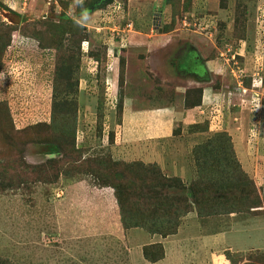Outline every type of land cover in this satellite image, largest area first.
<instances>
[{"label":"rangeland","instance_id":"1","mask_svg":"<svg viewBox=\"0 0 264 264\" xmlns=\"http://www.w3.org/2000/svg\"><path fill=\"white\" fill-rule=\"evenodd\" d=\"M95 1L24 7L0 0V264H131L139 252L126 231L176 234L140 227L158 203L171 207L164 214L172 227L195 220L203 231L217 229L220 221L202 200L213 203L214 192L228 186L220 166L238 161L230 159L229 113L245 109L253 125L245 130L264 134V0H103V9ZM162 34L172 41L165 48L156 43ZM213 59L221 75L205 72ZM197 69L210 82L198 81ZM235 79L250 90L242 87L228 108L211 100L199 113L209 123L194 122L203 89L233 92ZM140 110L165 122L149 128ZM209 124L221 132L206 135ZM259 135L248 136L251 145ZM260 154L264 168V144ZM178 157L192 178L159 183ZM252 178L260 191L249 203L260 206L264 179ZM178 180L180 189L173 187ZM142 252V264L165 255L151 238ZM203 254L205 264H264L263 250Z\"/></svg>","mask_w":264,"mask_h":264},{"label":"crops","instance_id":"2","mask_svg":"<svg viewBox=\"0 0 264 264\" xmlns=\"http://www.w3.org/2000/svg\"><path fill=\"white\" fill-rule=\"evenodd\" d=\"M169 35L168 34L160 35V37L156 39V43H160V45H162L164 48L167 47L168 44L172 42L171 37H169ZM142 40L143 39L139 36L131 37V41L133 43H136L137 47H140V45L143 44L144 41ZM192 44L194 48L198 47L197 46L198 44H194V43ZM194 58H198V56H195ZM215 61H216L215 59L209 60V61L207 60L204 63V66L206 68L205 72L209 70L208 73L211 74L210 72H212L213 74L211 75L213 76H216V74L221 75V73L223 72L222 70L223 66L220 67L218 65V62L217 61L215 62ZM211 67H213V69ZM196 71H202V73L200 74L202 75L200 78L201 80H198V81H201L203 83H205L206 81L210 82V79L207 78L210 76L207 74L205 75V72L202 69L200 70L197 69ZM214 71L217 73L215 74ZM237 74L238 72L234 73V75H237ZM209 85L210 84H208L207 88L206 89L204 88L202 91V94H201L202 103L200 104L198 110H196L197 108L195 109V114L197 118L193 119L195 120L194 122L198 123L199 121H204L206 122V124L209 123L208 120L210 119L206 117L207 115L204 113L205 114V117H204L202 115H199V113H201L200 112L201 109L204 110L205 107L211 103V100H214L215 98L217 99L220 98L222 102V106L225 105L228 108L229 100L231 102H233L234 100L238 101L239 99L238 97H240L239 91L243 89L242 87L247 88L244 86L243 83H240L239 80H236L235 87L232 88L234 89L233 92L232 90H230V92L227 91L221 94V91L216 92L212 88H210ZM230 93H231V97H229ZM254 93L256 96H258L256 92ZM116 100L118 101V99ZM234 106L236 108L238 105L234 103ZM130 109H131V106L129 107L125 106V110H123L125 113L123 114L125 119L131 120L130 118H128L129 114L132 115L133 113ZM244 110L245 109H242L241 111L239 110L236 113H233V111L229 113L230 115H229V120L227 121V124H226V131L229 132V134L231 135V138L234 140V146H235L234 154L237 157L242 170L246 174L251 176L252 180H254V178L256 179L255 175H254V178H252V176L253 174L257 173L258 182H260V181H263L264 179V168L262 165L259 166L260 164L259 155H261L260 153H262L263 155L264 134L260 133V130H258V133L256 134L255 131H257V129L245 130L244 124H246L247 122L250 123L249 126H253V125L251 124L250 113L246 114L248 118L247 121H245L244 118L242 117V113L244 112ZM142 111L143 110H140V112L142 113L141 114L142 120L146 123V125L149 128H150L149 124L153 126V129H157L161 127L163 123L165 122V119H164L165 116L159 117L158 115H155V113L150 112L148 110L144 113ZM135 118H139V117H135ZM136 121L138 122V119ZM256 126L259 127L258 125ZM165 127L167 128V131H168L167 136L174 138L175 129H173L172 126H168V125H166ZM149 128L147 127L144 128L147 133L151 131V129ZM220 132L221 130L219 129L214 130V128L211 127V125L209 124L208 130L205 134L206 135L209 134V136H212L215 133H220ZM250 134H252V136L254 135V138H256L257 135H259L260 140L257 142V145L250 144L249 139H248V136ZM148 135L151 137V135L153 134L148 133ZM254 149L256 150L254 151ZM181 161L183 160L180 159V157L175 158L173 160L174 163L170 164V171L167 170L165 173L162 172L163 175L171 179L179 178L180 180L182 179L184 182H186L187 180H190L192 176H189L187 174V172L189 171L188 164L183 161L182 167L181 168L177 167V165ZM217 174L221 176V172H218ZM263 184H264V181L262 185ZM249 209H250L249 212L218 214L216 216H212L211 218H215L217 222L218 221L220 222L218 223V226L215 225L216 228L218 227L217 229H209L208 231L207 230L203 231V229L200 228L199 223H197V221L195 220L194 221L192 220V222L191 221L188 222L190 224H186V228L183 222L181 226L178 228V230L175 232L176 233L175 235L168 236L165 239H163L161 236H158V235L153 236V238L150 235L149 237H147L145 235L146 232H144L141 228L130 229L126 231V233H128V242H132L134 246L131 245L130 247H134L133 248L134 251L139 252V258L137 259V261L136 260L132 261L131 264L144 263L145 259H144L142 251H143L144 246L146 245V239L149 240L150 238L158 240L159 243H162L164 245V250H165L164 258H162V260L160 261L158 260L157 262L153 264H182L186 262L187 260L189 264L191 260H192L191 264H202L204 260L200 256L201 253H204L203 255H206V254L208 255L209 253L212 254V251L214 250H218V251L231 250V251H236L239 253H243L249 250H263L264 251V202H262V205L260 206L258 205V207L256 205H251ZM256 210L259 212L256 213ZM197 227L200 228L201 232L194 233ZM133 234H134V237L131 239L130 235H133ZM141 241H142L141 245L137 246V242H141ZM212 247H213V250L210 251ZM189 251H190V256H186V253L188 254ZM206 257L207 256H204V259Z\"/></svg>","mask_w":264,"mask_h":264},{"label":"trees","instance_id":"3","mask_svg":"<svg viewBox=\"0 0 264 264\" xmlns=\"http://www.w3.org/2000/svg\"><path fill=\"white\" fill-rule=\"evenodd\" d=\"M103 0H96L95 3L93 4L94 7H97V9L101 8L102 6L106 5L104 4ZM108 3L107 5H109ZM91 8V7H90ZM103 9V8H101ZM15 119V118H14ZM23 120V119H22ZM16 126V122H15ZM14 126V127H15ZM235 154L231 153L230 154V159L234 158ZM227 158L222 157V160L225 161ZM221 170V179L226 180L228 186H225V188H222L220 191H216L215 194V199H211L213 203H210V198L208 196H205L202 201L207 203L206 207H208L214 215L218 214H230V213H237V212H249L250 211V206L256 205L257 203L249 201L255 200L257 196V185L254 180H252L249 176L245 177L246 173L242 170L240 163L236 160L233 161H226L225 166H220ZM177 179H169L166 177H161L160 175L158 176L159 183H165L169 181L168 183H171ZM181 181L178 180V183L174 184L173 187L175 188H182ZM242 186L245 188H242ZM223 187V186H222ZM191 196L192 192L189 193ZM215 204V205H214ZM258 207V204L256 205ZM123 207V206H122ZM170 207V206H169ZM131 208H134L133 206ZM171 208V207H170ZM170 208H165L162 206L156 205L153 209L152 212H148L146 214V221L142 224H140V227L146 226L147 228H151V226H154L155 232L159 233V230H164L163 235L167 236L168 233L172 234L175 233L178 229V222L174 223L173 221V227L172 224L169 225L170 219L168 220L164 212L170 211ZM259 212L256 210V213ZM137 213V212H135ZM135 216H131V218ZM145 220V219H144ZM138 221V220H137ZM139 222V221H138ZM138 222L133 225V227H137ZM125 223V222H124ZM163 225H165V228H163ZM167 226L171 227L173 232L165 231ZM162 252V251H161ZM145 256V255H144ZM163 258V254H161ZM160 257V256H159ZM159 260V259H157Z\"/></svg>","mask_w":264,"mask_h":264},{"label":"built area","instance_id":"4","mask_svg":"<svg viewBox=\"0 0 264 264\" xmlns=\"http://www.w3.org/2000/svg\"><path fill=\"white\" fill-rule=\"evenodd\" d=\"M12 1H14V0H12ZM18 3H19V0H16ZM20 1H22V3H23V6L25 7L26 6V3L28 2V1H33V0H20ZM47 5H58V0H43ZM115 8H117V7H115Z\"/></svg>","mask_w":264,"mask_h":264}]
</instances>
